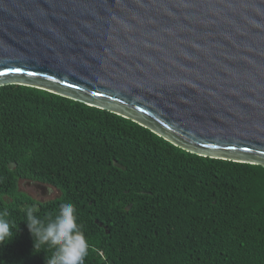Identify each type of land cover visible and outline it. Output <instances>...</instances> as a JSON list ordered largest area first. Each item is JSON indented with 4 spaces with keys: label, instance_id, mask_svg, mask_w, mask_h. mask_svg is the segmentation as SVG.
Listing matches in <instances>:
<instances>
[{
    "label": "trees",
    "instance_id": "16d2710c",
    "mask_svg": "<svg viewBox=\"0 0 264 264\" xmlns=\"http://www.w3.org/2000/svg\"><path fill=\"white\" fill-rule=\"evenodd\" d=\"M23 180L59 195L38 202ZM62 202L90 245L85 264H264V166L191 153L45 89L0 86V210L15 226L0 264H45L53 249L34 252L26 211L47 223Z\"/></svg>",
    "mask_w": 264,
    "mask_h": 264
},
{
    "label": "water",
    "instance_id": "95a60500",
    "mask_svg": "<svg viewBox=\"0 0 264 264\" xmlns=\"http://www.w3.org/2000/svg\"><path fill=\"white\" fill-rule=\"evenodd\" d=\"M0 73L264 166V0H0Z\"/></svg>",
    "mask_w": 264,
    "mask_h": 264
},
{
    "label": "clouds",
    "instance_id": "9594fccd",
    "mask_svg": "<svg viewBox=\"0 0 264 264\" xmlns=\"http://www.w3.org/2000/svg\"><path fill=\"white\" fill-rule=\"evenodd\" d=\"M8 215L6 209L0 210V244L5 245L14 238L15 226L6 219ZM77 219L71 202L60 203L58 213L47 223L34 213L32 207L27 209L24 222L33 237L34 252H40L37 251L40 245L53 249L51 256H45V264H85L90 245Z\"/></svg>",
    "mask_w": 264,
    "mask_h": 264
},
{
    "label": "flooded vegetation",
    "instance_id": "af4514ba",
    "mask_svg": "<svg viewBox=\"0 0 264 264\" xmlns=\"http://www.w3.org/2000/svg\"><path fill=\"white\" fill-rule=\"evenodd\" d=\"M24 187H28V189H33L39 192V197H34L38 202H45L49 200H53L55 197L59 195V190L56 187L42 184L40 182L30 181V180H23ZM27 192V191H26ZM101 225V223H99ZM102 226V225H101ZM106 229V226H104Z\"/></svg>",
    "mask_w": 264,
    "mask_h": 264
},
{
    "label": "rangeland",
    "instance_id": "374dc122",
    "mask_svg": "<svg viewBox=\"0 0 264 264\" xmlns=\"http://www.w3.org/2000/svg\"><path fill=\"white\" fill-rule=\"evenodd\" d=\"M20 188H21L23 191H25V192L27 191V193L31 194V195L34 196V197H39V196H40L39 192H37V191H35V190H33V189H28V187H24V186H23V182L20 183Z\"/></svg>",
    "mask_w": 264,
    "mask_h": 264
},
{
    "label": "snow or ice",
    "instance_id": "6c2138e0",
    "mask_svg": "<svg viewBox=\"0 0 264 264\" xmlns=\"http://www.w3.org/2000/svg\"><path fill=\"white\" fill-rule=\"evenodd\" d=\"M0 74H2V73H0Z\"/></svg>",
    "mask_w": 264,
    "mask_h": 264
}]
</instances>
